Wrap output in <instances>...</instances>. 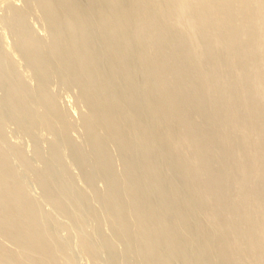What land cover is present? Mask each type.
<instances>
[{
	"label": "bare ground",
	"instance_id": "1",
	"mask_svg": "<svg viewBox=\"0 0 264 264\" xmlns=\"http://www.w3.org/2000/svg\"><path fill=\"white\" fill-rule=\"evenodd\" d=\"M34 1L53 40L51 56L31 35L18 44L36 73L37 101L67 134L70 121L44 89L58 62L91 108L83 125L93 158L86 159L70 136L67 141L87 182L93 187L101 177L105 183L102 201L126 249L137 247L143 264H264V0H251L253 7L242 14L229 13L223 0H194L188 15L184 1L167 8L142 0ZM170 11L177 12L172 19L182 27L173 37ZM243 13L252 24L242 22L222 33ZM175 46L183 48L180 55L172 54ZM215 46L230 55L228 66L215 55ZM237 62L235 80L225 81L221 72ZM10 87L9 76L0 71V89L8 91L0 113L9 111L18 123L27 118L47 123L33 106L21 107L18 91ZM109 142L122 155L129 202L114 173ZM40 178L44 198L82 224L85 193L78 189L85 208L72 212L77 202L71 210L57 194L62 189L55 192ZM22 185L0 150V231L21 249L15 254L0 243V264L28 259L58 264L57 226L52 222L45 228L47 215ZM129 211L136 217L135 229ZM104 246L117 262V248L108 240Z\"/></svg>",
	"mask_w": 264,
	"mask_h": 264
},
{
	"label": "rangeland",
	"instance_id": "2",
	"mask_svg": "<svg viewBox=\"0 0 264 264\" xmlns=\"http://www.w3.org/2000/svg\"><path fill=\"white\" fill-rule=\"evenodd\" d=\"M142 1H145L146 4L152 8H155L157 5L160 7L166 6L167 8V4H170L171 2L176 3L184 1L185 3H189L187 9L184 10L185 12L183 11V14L185 15L193 13L195 9L194 6H192L195 3L194 0ZM223 1H225V3L227 2L228 12L231 14H242V10L246 11L253 7L251 0ZM37 3L38 2L34 0H0V71L1 73L8 75L10 78L11 87L9 90L13 87L15 91H18L17 94L20 97L21 107L29 106L32 108L33 106L32 109L35 111L36 116L40 119H43L44 117V119L48 121L45 123L40 120H30L27 118L25 119L26 121L24 120L22 123H18L12 119L11 115H9V111H2L0 113L2 121V125L0 126V150L7 153L9 162L14 167L20 183L22 184L23 182L22 186L25 188L24 190L27 196L35 202L38 201L39 205H41L40 213L45 212L47 215L46 216L42 213L43 216H46V219L44 220L45 222H43L45 228L47 227L46 225H52V222L57 226L56 235L58 233L57 237L59 239V244L64 243L63 245L54 244L55 256L58 264H113L108 250L105 249L104 240H108L113 244L115 249L117 248V262L114 264H143V257L140 256L141 254L138 248L135 247V249L133 247L134 250L132 249V251H128L123 239L115 233L116 229L113 227V219H111V215L106 212L105 209L107 208H105V203L102 201V196L106 192V185L103 180L101 181L102 178L97 177L95 184L92 187L83 176L85 174L77 163L73 146H71L72 144L80 148L82 154H85L84 157L86 159L90 157L89 155L93 158L89 141H87L88 136L83 125V120L89 117L92 111L82 96L79 86L73 81L72 77H67V75H65L63 67L60 66L58 62L54 61L53 73H51L44 89L46 93L55 100L58 109L64 114L66 120L68 122L70 121V129L67 134L64 132L59 119L54 115L52 116V114L47 111L48 109L41 104L40 101H37L39 84H37L36 73L34 68H32L28 61L24 59L18 45L20 39L24 36L31 35L34 40L43 41L44 45H46L45 49L49 55L53 52V40L48 32L49 23L42 7L39 6V3L36 5ZM170 14H172L169 15L172 19V16H175L177 12L170 11ZM245 14L246 13H243L241 18L239 17L235 21L228 22L224 25L222 33L229 31V29L236 25H241L242 22L252 24L253 18L247 17ZM174 21L173 19L170 22L168 20L165 21L166 24L168 22L171 24H167L166 26L170 25L169 28L171 29L172 37L180 34L179 29L182 30L180 24L177 22L176 25V22ZM172 22H174V24H172ZM173 49L172 54L180 55L183 52V48L180 46H175ZM223 50L224 49L221 48V46H218V48L215 46L213 48L214 53H216L215 55L220 57V62L224 66H228L231 62V57L225 52V55H223ZM198 54L202 55L203 52L201 53L200 51ZM194 60H192L193 62L190 61V64L193 65ZM226 60L228 63L225 65V62H227ZM237 64L238 62L232 69L230 68L221 72L223 77L226 76L224 77V79L226 78L225 81L236 73L238 67ZM209 66H213V64L211 63L207 65L205 67L206 70ZM195 70L193 69V73L192 70L189 72L194 74ZM203 71H205V69H203ZM7 92L8 91L5 89H0V100L6 97ZM181 94L183 96L185 92H181ZM46 115L48 118H45ZM196 118H198L197 121L199 120V122H201L198 115ZM101 128L102 127L99 128V133L104 135L105 129L102 128L104 129L102 130ZM219 135L221 136L222 133ZM218 136L214 139L215 142L218 140ZM67 137L70 138V141H73L71 145H69L70 143L67 141ZM53 148L56 149L58 155L54 153ZM117 148L118 147L114 145L113 142H111V144L110 142L108 143V149L112 157V164L115 169L114 173H116L115 175L119 179L121 191L126 202H129V197L126 195L128 179L127 176H125L126 172L122 155L119 152V148ZM43 174L47 178H45ZM40 177H43L49 184H53L51 187L55 188V192L62 189L61 194H57L61 200L71 207V210L77 202V207H74L72 212L77 211V209L85 208V205L80 199L79 190L85 193L87 197L86 203L88 204H86V206L88 208H85L82 211L84 212L82 213L83 219H85V221H82V224L76 222L75 219H72V215L70 214L69 216V213H66L63 208L50 204L49 200L45 199V191L42 184V178ZM73 185L76 188H74L75 190H73ZM47 217H49V219ZM128 219L132 228L135 229L137 227V220L133 212H128ZM3 234L4 233L0 231L1 245L11 250V252L20 253L21 249L18 244H15L6 234ZM57 246L58 250L56 249ZM25 264L36 263L33 259H28L25 261Z\"/></svg>",
	"mask_w": 264,
	"mask_h": 264
}]
</instances>
